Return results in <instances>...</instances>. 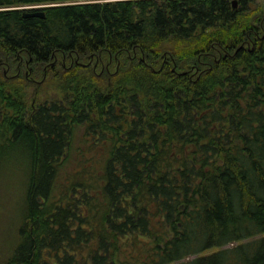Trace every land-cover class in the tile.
Returning a JSON list of instances; mask_svg holds the SVG:
<instances>
[{
    "label": "trees",
    "instance_id": "1",
    "mask_svg": "<svg viewBox=\"0 0 264 264\" xmlns=\"http://www.w3.org/2000/svg\"><path fill=\"white\" fill-rule=\"evenodd\" d=\"M256 1L0 0V264H264ZM45 74L61 96L31 107Z\"/></svg>",
    "mask_w": 264,
    "mask_h": 264
},
{
    "label": "rangeland",
    "instance_id": "2",
    "mask_svg": "<svg viewBox=\"0 0 264 264\" xmlns=\"http://www.w3.org/2000/svg\"><path fill=\"white\" fill-rule=\"evenodd\" d=\"M106 1V0H103ZM264 0H257L251 5L250 11L256 8H262ZM29 7V6H28ZM238 8V5H237ZM23 62H20L22 65ZM26 70L29 67L27 62L23 65ZM29 69L26 74H29ZM61 96V91L56 82L52 79H46V74L32 77L27 89V100L31 107L36 108L41 103L52 101ZM7 185H2L0 189V253L6 256L10 244L15 243V237L21 222L20 202L22 200V190L20 184L14 179H6Z\"/></svg>",
    "mask_w": 264,
    "mask_h": 264
},
{
    "label": "water",
    "instance_id": "3",
    "mask_svg": "<svg viewBox=\"0 0 264 264\" xmlns=\"http://www.w3.org/2000/svg\"><path fill=\"white\" fill-rule=\"evenodd\" d=\"M238 5V0H233V6L237 8ZM49 5H43V6H35V7H25L26 9H32V11H26L25 16L30 17V16H38L41 18L46 17V12L43 8H46ZM116 8V5H115Z\"/></svg>",
    "mask_w": 264,
    "mask_h": 264
},
{
    "label": "flooded vegetation",
    "instance_id": "4",
    "mask_svg": "<svg viewBox=\"0 0 264 264\" xmlns=\"http://www.w3.org/2000/svg\"><path fill=\"white\" fill-rule=\"evenodd\" d=\"M69 59L71 60V62H73L74 60L76 61V62H78V59L74 56V55H72V54H70L69 55ZM64 61L66 62L67 61V57H65L64 58ZM28 65H29V63H28ZM64 65H65V63H64ZM46 67H45V71H46Z\"/></svg>",
    "mask_w": 264,
    "mask_h": 264
},
{
    "label": "bare ground",
    "instance_id": "5",
    "mask_svg": "<svg viewBox=\"0 0 264 264\" xmlns=\"http://www.w3.org/2000/svg\"><path fill=\"white\" fill-rule=\"evenodd\" d=\"M43 6V5H42Z\"/></svg>",
    "mask_w": 264,
    "mask_h": 264
}]
</instances>
